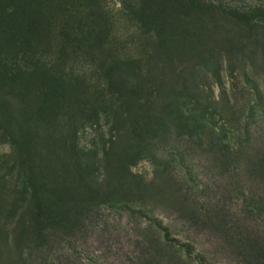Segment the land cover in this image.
<instances>
[{
	"label": "rangeland",
	"instance_id": "obj_1",
	"mask_svg": "<svg viewBox=\"0 0 264 264\" xmlns=\"http://www.w3.org/2000/svg\"><path fill=\"white\" fill-rule=\"evenodd\" d=\"M158 236L264 264V0H0V264Z\"/></svg>",
	"mask_w": 264,
	"mask_h": 264
},
{
	"label": "trees",
	"instance_id": "obj_2",
	"mask_svg": "<svg viewBox=\"0 0 264 264\" xmlns=\"http://www.w3.org/2000/svg\"><path fill=\"white\" fill-rule=\"evenodd\" d=\"M148 240H149V243L152 245V247H154V249H156L154 254L156 253L157 258H159L158 260L161 259V262L163 264H168L169 262L167 260V257H171V256H173V254L171 255V253H167L166 252V253H163L162 255H160V253H161V247H160L161 246V241H160L159 236L155 237V238H152V239L148 238ZM158 246H159V248H158ZM177 255H178L177 253L174 254L176 259L179 261L180 258H179V255L178 256Z\"/></svg>",
	"mask_w": 264,
	"mask_h": 264
}]
</instances>
